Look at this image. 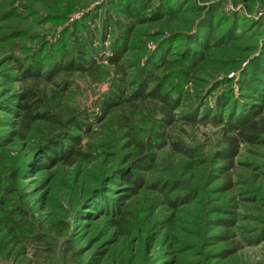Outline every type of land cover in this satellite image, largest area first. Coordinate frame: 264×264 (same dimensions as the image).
<instances>
[{"label": "rangeland", "instance_id": "374dc122", "mask_svg": "<svg viewBox=\"0 0 264 264\" xmlns=\"http://www.w3.org/2000/svg\"><path fill=\"white\" fill-rule=\"evenodd\" d=\"M115 1L0 0V197L8 210L13 208L25 235L3 247L0 264H264V240L244 243L258 231L264 233V132L258 143L241 145L234 168L225 173L217 155L224 147L217 128L190 123L186 116L203 115L217 93L228 88L239 108L242 94L255 95L250 89L241 91L237 82L240 67L264 59V0L169 1L218 8L224 19L215 21L213 35L219 41L230 29L241 34L232 43L210 48V60L187 79L178 62L195 48L185 32L196 30L201 9L154 22L143 18L165 0H121L125 7ZM173 31L179 32L178 41H170ZM124 35V52L113 64L112 48ZM166 40V58L177 62L159 63L152 71L168 93L180 98L173 110L175 122L165 131L168 142L178 141L185 152L170 146L156 150L153 167L144 171V188L131 195L121 175L113 177V172L130 169L134 142L148 138L153 118L161 116L160 104H117L104 120L100 108L116 91L127 96L140 86L152 62L150 53ZM79 41L97 52L92 70H59V63L77 56ZM29 68L42 76L25 79ZM214 85L201 105L200 98ZM27 90L41 98V112L54 114L30 129L21 124L19 107ZM55 91L62 93L58 109ZM66 132L82 138L92 162L68 166L39 152L49 140L66 144ZM174 196L182 197L171 207L167 200ZM3 210L6 206L0 216ZM228 218L235 224L225 240L220 220ZM119 220L127 226L120 228ZM67 243L78 256L67 253Z\"/></svg>", "mask_w": 264, "mask_h": 264}, {"label": "trees", "instance_id": "16d2710c", "mask_svg": "<svg viewBox=\"0 0 264 264\" xmlns=\"http://www.w3.org/2000/svg\"><path fill=\"white\" fill-rule=\"evenodd\" d=\"M151 1L152 0H148V3H151ZM169 1L170 0H165L164 3L158 2L155 4V7L151 9L148 16L143 18V20L156 22L169 16L176 17L177 14L183 11L195 12L196 10L201 9L198 5L188 6V3H169ZM118 2L124 7L127 6V4L123 3L121 0L115 1L116 4ZM129 3H131V1ZM201 12V16L196 21L197 26L194 27L196 30L194 29L193 31H190V33L188 31L185 32L188 37L187 41L195 46V48L186 51L187 53L184 55L183 63L181 61L178 62V71L185 79L192 78L194 73L198 71L201 66L207 63L208 60H210V58L207 57V52L210 48H219L225 43H232L234 40L239 38L238 36L241 35L236 34V32L230 29L225 33L226 35L228 34V36H225L219 41L213 35V24L217 20L222 21L224 17L218 15V8L213 6H210L208 9L202 8ZM177 33L179 32L173 31V33H170L172 34V39L170 41H178L180 36ZM124 38L125 40L121 41L120 44L117 43L112 48L113 55L109 57V61L113 64H118V61L124 52V47L126 45L125 35ZM167 41L168 40L160 43L158 49L150 53V59L152 62L149 63L148 71H145L144 75H141L139 80L140 86L127 96H123L121 91H116L114 95L110 96L109 100L106 99V101L103 102L100 108V119L104 120L111 112V109L117 104L120 105L125 102L132 103V105L137 103L148 104L151 101L160 104L161 116L153 118L152 123H154V125L151 126V129L153 130L148 134V138L146 140L142 139L145 141L140 139L134 142L135 153H133L132 156H135L128 159L130 162V169L121 168L119 169V172H117V175V170L113 172V177H119V175H121V180L131 195L137 194L144 188V171H148L153 167L156 160V150L170 146L173 151L185 152L184 147L178 143V141L171 143L168 142V134L165 131L175 122L173 110L178 106L180 98H175L171 93H168L161 84L162 82L160 79L154 76L152 71V69L156 68L159 63H162V65H170L177 62L176 59L168 60L166 58L169 55V49L166 47ZM87 45V43L79 41L77 56L67 59V61L61 62V64L59 63L58 69L61 71L65 70L71 72L78 71L80 73H89L92 70L91 66L94 63V56L97 52L91 48L88 50ZM236 61L237 60H233V62H231V64L229 63L228 66L234 65ZM225 67H227V65H225ZM56 69L57 68L54 67V69H52L53 72H55ZM239 70L241 71L237 82L239 89H241V91L250 89L253 93L255 92V95L246 93L242 94L244 99L243 102L240 103V105H242L241 108H239L238 102L234 100L233 95L231 94L232 90H229L228 88L217 93L212 106H205L203 115H200L198 118H195V116L199 115L196 112L192 115H186L188 117L187 121L190 123H210L212 126L217 128V132L222 136V140L224 142L223 149L218 152L217 155L219 160L222 162L220 169H223L225 173H228L234 168L235 158L239 154L241 145H254L258 143L261 133L264 132V59H251L250 64L248 63L247 66L242 67V70L240 67ZM53 72L50 71L46 73L44 75L45 78L48 79L50 74ZM41 76L42 75L39 74V70H37V68H29L24 72V78L32 79V81H37ZM144 76H146V78ZM225 78L226 80L230 79L228 77ZM154 79L156 81L155 84L153 87L149 88V83ZM223 83L225 84L227 82ZM214 88H216L215 85L206 91V96L200 98L202 99L201 105L206 103V99L214 92ZM54 97H56L55 108L58 109V107L61 106L62 93L59 94L58 91H55ZM21 101L22 102L19 106L23 117L21 124L26 126V129H30L31 125L38 121L50 120L54 116V114L40 111L42 101L40 97L34 94V92L27 90V92L23 94ZM54 122H57L55 117ZM71 122L73 123L72 128L79 131L78 124L74 123L73 120ZM64 135L67 142L66 144H62L61 141L57 140H49L46 144L39 148V152L43 153V155L45 154L47 159L50 161H54L55 163L61 161L68 166L74 165L79 161L92 162L94 160V158H91V154L89 152L90 150H84L82 138H80L79 135L70 134V132H66ZM20 170L21 168L19 167L14 171L15 178ZM227 179L228 176H226V181H228ZM158 182H163L162 184L167 185L163 180H159ZM229 186L230 183L228 182L225 185V188ZM181 197L174 196L169 198L167 201L171 207H175L177 202L181 200ZM5 206L6 211L3 210L5 211V214L0 216V232H2L3 236V240L1 241L2 245H0V250H2L0 253L3 251V247L5 245H13V240L18 242L20 236H25L23 234L24 226L14 219L13 208L8 210V204L2 196L0 197V208L4 209ZM120 217L122 218L123 216ZM123 220L117 221L120 228H125L128 224L126 223V226H124L122 223ZM166 220L169 221V218L165 219V221ZM220 221H222V225L225 227V231L220 238L226 240L228 239L226 233H228V230L234 226L235 223L233 218ZM28 231L27 227V232ZM34 238L37 240L38 235L36 234ZM263 240L264 233L262 231H258L256 235L246 238L244 243L246 245H257ZM44 249L48 254L52 252V249L49 247H45ZM66 251L75 257L79 255V251L73 250L70 243H67ZM223 255L227 256V254ZM91 263H95L94 260H91L88 264Z\"/></svg>", "mask_w": 264, "mask_h": 264}]
</instances>
